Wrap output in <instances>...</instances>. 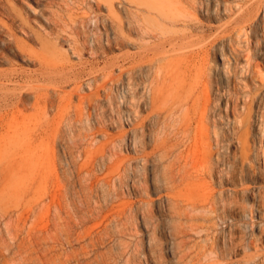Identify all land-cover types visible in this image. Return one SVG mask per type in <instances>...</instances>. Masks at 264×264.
I'll return each instance as SVG.
<instances>
[{
  "label": "rangeland",
  "instance_id": "374dc122",
  "mask_svg": "<svg viewBox=\"0 0 264 264\" xmlns=\"http://www.w3.org/2000/svg\"><path fill=\"white\" fill-rule=\"evenodd\" d=\"M10 1L56 48L44 68L38 40L0 5V264H264V6L240 28L234 0H180L190 26L164 37L203 51L184 63L198 97L185 131L189 86L174 122L170 101L151 107L155 64L132 88L139 50L115 43L103 1ZM49 3L73 19L46 24ZM129 9L116 5L138 43ZM134 89L148 116L136 140Z\"/></svg>",
  "mask_w": 264,
  "mask_h": 264
},
{
  "label": "bare ground",
  "instance_id": "6f19581e",
  "mask_svg": "<svg viewBox=\"0 0 264 264\" xmlns=\"http://www.w3.org/2000/svg\"><path fill=\"white\" fill-rule=\"evenodd\" d=\"M100 1L104 2L103 7L107 9L109 17L112 19V22L114 24L113 27L115 28L112 29L114 35H116L115 43L121 46L122 41L131 42V45L139 50L138 52L129 54L127 56V58L130 59V63L129 66L126 67V70L131 75L132 82L130 85L132 86V88H136L135 75L142 74L144 72V69L152 67L155 64V66H153L155 68V83L150 86L149 92V103L151 107H156L157 103L162 98L165 99V101H170L171 111L168 114V116H170L168 118H171L172 122H174L175 115L178 111V106L175 105L179 97V93L181 90H185V87L187 85L189 86V95H187L188 97L186 98L184 108H181L185 113L184 120L186 121V128L184 130L187 131V129L191 126L190 120L187 119V115L191 110V106L189 105V103L191 101L193 102V100H198V97H196V99H192L195 96V89H192L193 87L191 85V82L187 83L189 77L187 72H190L191 69L186 67L187 65L184 66V63L187 64V61H191L193 59V56L196 54H201L202 56L203 51H189L188 49L194 45L191 41L186 42L180 40L179 38L177 39V37L165 38L164 35H166L168 33L167 31H169L171 28H174L177 23H182L185 27H189L190 22L193 19V13L187 10L185 6L183 7L180 0H122V2H116L115 0H99L95 2V5L98 9L101 6ZM234 1L236 2L237 12L233 19L234 23L241 24L242 27L240 28L251 27L253 24L256 25L255 23L258 17V12L264 6V0H254L250 3H247L246 0ZM10 2V0H0V5L6 3V5H8L9 7L8 14L9 19L12 21V23L16 24L19 29H21L25 33L26 36L30 35V37L32 36L36 40H38L43 52L46 54L42 57L40 63L42 62L43 65L46 64V66L43 67L49 69V67H51V65L49 64V62H51V60L49 59L51 58V55H47V53L51 54L52 49L55 51L56 44L54 43L53 48L50 49V45L48 44L49 34L46 32V29L43 30V33L41 31L42 29L39 31H35L31 27L29 21L23 19L21 13L15 11L16 9L14 10L13 7L10 6ZM123 3L130 7L129 13L132 18V23H129L127 31L131 32L132 30H136L137 32H139L138 43H133L130 39H128V36L125 35V32L123 30V22L117 16L116 5L119 6ZM49 7L50 8L48 10L40 11V15L42 16L46 24V21L52 22L54 25L60 22V20L61 22H63L62 18L64 16L68 17L69 19H73L71 14H65V11L62 8H57V10H54L52 9L51 3H49ZM234 9L235 8L230 7L229 10L230 12H234ZM84 17L85 16H81V18ZM262 21L264 25V19H262ZM64 24L65 23H63V25ZM178 51L179 53L177 54ZM55 54H58V57H60V62H64L60 64L59 68L65 69L67 55L63 51ZM201 62V68L199 69V72L196 73L197 77L194 76L195 78H197V81L200 80L201 77L204 78V73L207 70L204 67L205 63H203V57L201 58ZM180 63L183 67L180 65ZM114 79L115 78L111 79V81L114 82ZM111 83L110 86L112 85ZM107 85H109V83L105 84L104 87H107ZM205 89H208L207 82L205 83ZM97 95L98 92H96L93 96ZM132 100L133 123L131 125V131L134 140H136L138 138V135L142 136L145 133L144 129L148 120V116L142 115V104H145L146 100H143V97H140L137 94L136 90L134 91V97H132ZM205 115L203 116V119L206 118Z\"/></svg>",
  "mask_w": 264,
  "mask_h": 264
}]
</instances>
